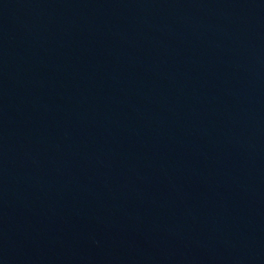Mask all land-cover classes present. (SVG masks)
I'll use <instances>...</instances> for the list:
<instances>
[{"label":"water","instance_id":"obj_1","mask_svg":"<svg viewBox=\"0 0 264 264\" xmlns=\"http://www.w3.org/2000/svg\"><path fill=\"white\" fill-rule=\"evenodd\" d=\"M0 264H264V0H0Z\"/></svg>","mask_w":264,"mask_h":264}]
</instances>
